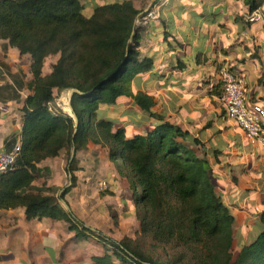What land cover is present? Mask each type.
Segmentation results:
<instances>
[{"label": "trees", "instance_id": "trees-1", "mask_svg": "<svg viewBox=\"0 0 264 264\" xmlns=\"http://www.w3.org/2000/svg\"><path fill=\"white\" fill-rule=\"evenodd\" d=\"M252 12L261 0H244ZM139 11L131 0H113L82 14L79 0H0V41H7L19 55L30 59L31 92L24 100L21 152L13 168L0 176V210L25 208L26 218L64 221L77 238L92 237L105 248L96 264H162L142 253L140 237L180 250L170 264H264V211L259 215L260 233L248 245L232 253L235 217L212 183L208 161L185 142L196 140L155 114L153 99L133 94L135 76L152 69L150 59H140L135 22ZM58 56L51 72L41 71L44 61ZM77 90L71 98L75 120L62 112L52 113L48 104L55 93ZM128 97L144 113L159 122L145 136L128 139L123 128L97 119L101 106L115 105ZM107 149L109 159L125 167L134 192L135 215L140 233L115 241L85 227L48 189L32 186L37 165L68 154L66 173L74 182L75 155L87 144ZM48 193L44 195L43 193ZM186 252V253H185Z\"/></svg>", "mask_w": 264, "mask_h": 264}, {"label": "crops", "instance_id": "crops-1", "mask_svg": "<svg viewBox=\"0 0 264 264\" xmlns=\"http://www.w3.org/2000/svg\"><path fill=\"white\" fill-rule=\"evenodd\" d=\"M112 2L79 0L82 12L91 14L95 7ZM131 2L139 11L135 28L140 59L153 63L151 70L135 76L131 92L150 96L155 114L197 141L185 143L210 164L212 183L235 217L233 236L239 232L242 246L248 245L260 233L259 215L264 211V148L225 118L218 71L228 67L245 81L247 107L264 125V21H247L252 12L244 0ZM261 2L256 10L264 19V0ZM28 58L7 41H0V69L4 66L10 69L9 75L18 71L23 75L21 82L9 76L0 81V153L10 151L20 139L21 109L30 94L27 82L32 80ZM103 107L105 116L100 119L113 125L121 122L127 128L118 127L128 139L145 136L159 124L128 97ZM74 155L77 171L73 184L61 154L37 165L39 172L32 186L59 197L72 185L60 201L65 210L85 227L115 241L133 238L140 223L125 167L119 160L109 159L107 149L91 142ZM102 182L105 190L99 188ZM104 254L100 242L92 237L77 238L64 221L28 220L23 207L0 210V264H96L94 259ZM112 262L121 264L116 259Z\"/></svg>", "mask_w": 264, "mask_h": 264}, {"label": "built area", "instance_id": "built-area-1", "mask_svg": "<svg viewBox=\"0 0 264 264\" xmlns=\"http://www.w3.org/2000/svg\"><path fill=\"white\" fill-rule=\"evenodd\" d=\"M246 19L248 22L264 21L258 10L252 11ZM218 74L219 101L225 118L233 122L252 143H258L264 148V125L247 107L245 81L225 66L219 68ZM59 107L61 108L60 105ZM48 109L51 111L49 106ZM20 152L21 140L19 139L10 151L0 153V176L13 168ZM99 188L105 190L106 184L100 183Z\"/></svg>", "mask_w": 264, "mask_h": 264}, {"label": "rangeland", "instance_id": "rangeland-1", "mask_svg": "<svg viewBox=\"0 0 264 264\" xmlns=\"http://www.w3.org/2000/svg\"><path fill=\"white\" fill-rule=\"evenodd\" d=\"M82 14L85 17H89L91 15V13L87 10H84L82 12ZM57 59H58V56H51V57H48L44 61V64H43L44 70L42 68V71H41L43 76H45V75H47V73L51 72L52 66L55 64ZM28 60L30 63L29 58H28ZM29 66H30V64H29ZM0 71H3L2 73H4V76L2 75V73H0V81H3V80L7 81L6 76H9V78L11 80L18 79L21 82L20 76L23 77V75L21 74L20 71L15 72L13 74V76L9 75L10 69L5 68L4 66L1 67ZM30 82H27V83L30 85ZM22 84H23V82H22ZM3 87H5V86H3ZM4 92H6V91L4 90ZM69 92H70V90H67V91H64V92L58 93V94L55 93L54 101L49 103V105H48L51 108L52 113L62 112L63 114H66L69 116L72 115V113L69 110V107L67 105L68 104L67 96L69 95ZM6 95H7V92H6ZM65 99H67V101H65ZM119 101L121 102L123 100H119ZM59 105L61 106V108L59 107ZM105 111H106L105 108L103 106H101L97 111V117L96 118L97 119L103 118V116H105ZM120 124H121V122L115 121L114 127L119 128L118 127V125H119V126H122L124 128H127L124 125H120ZM72 154H73V149L70 151V154H69L70 158H71ZM66 159H68V154L65 153V160ZM43 194L47 195L48 193L46 192ZM139 233H140V225H138V228H137V231L135 232V235H138ZM135 235L132 239L135 238ZM233 237L234 238H233V244H232V253L235 256L238 253V251L240 250V247H242V245H243V239L240 238L241 235L239 232H234ZM138 247L142 253L148 255L154 261L160 262L162 264H170L171 260L175 259L180 253V250L178 248L175 249V248H173L172 245L158 244L156 242H153L151 240V238H149V237H147V238L140 237L138 239ZM186 255H188L189 262L188 263H186V262L178 263V264H195L194 261H190L191 255L189 253H186Z\"/></svg>", "mask_w": 264, "mask_h": 264}, {"label": "water", "instance_id": "water-1", "mask_svg": "<svg viewBox=\"0 0 264 264\" xmlns=\"http://www.w3.org/2000/svg\"><path fill=\"white\" fill-rule=\"evenodd\" d=\"M79 92L77 91V90H75V89H73V90H70V92H69V95L67 96V99H68V107H69V109H70V111H71V113H72V108H71V98H72V96L74 95V94H78ZM72 118L75 120V123H76V125H77V123H78V121H77V119H76V117H75V115L72 113ZM73 156H74V150H73V154H72V156H71V159L73 158Z\"/></svg>", "mask_w": 264, "mask_h": 264}, {"label": "bare ground", "instance_id": "bare-ground-1", "mask_svg": "<svg viewBox=\"0 0 264 264\" xmlns=\"http://www.w3.org/2000/svg\"><path fill=\"white\" fill-rule=\"evenodd\" d=\"M65 101H67V99H65ZM70 110V109H69Z\"/></svg>", "mask_w": 264, "mask_h": 264}]
</instances>
